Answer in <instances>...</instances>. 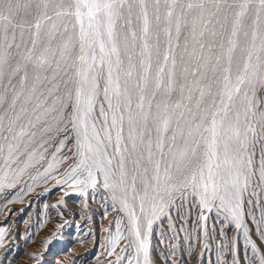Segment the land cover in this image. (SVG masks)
Listing matches in <instances>:
<instances>
[{
    "label": "snow or ice",
    "instance_id": "obj_1",
    "mask_svg": "<svg viewBox=\"0 0 264 264\" xmlns=\"http://www.w3.org/2000/svg\"><path fill=\"white\" fill-rule=\"evenodd\" d=\"M49 182L105 190L109 264L189 197L264 264V0H0V199Z\"/></svg>",
    "mask_w": 264,
    "mask_h": 264
},
{
    "label": "rangeland",
    "instance_id": "obj_2",
    "mask_svg": "<svg viewBox=\"0 0 264 264\" xmlns=\"http://www.w3.org/2000/svg\"><path fill=\"white\" fill-rule=\"evenodd\" d=\"M46 188L51 191L46 192ZM6 191L10 195L16 190ZM65 191L69 195L65 196ZM61 198L63 204L58 203ZM190 201L191 197L178 201L170 220L162 218L154 225L150 239L153 264H221L222 243L233 238L235 257L240 264H251L252 253L250 249L245 251L246 242L234 227H225L223 232L227 240L222 237V221L218 220L215 209L206 213L208 237L203 236L199 205H192ZM111 203L101 187L95 191L88 189V195L84 196L79 191L54 187L53 182L36 186L34 191L23 196V202L5 204L4 199H0V226L6 227V243L0 247V264H73V261L76 264H109L114 257H106L103 246L108 236L104 229L111 227L117 218V213L110 210ZM246 207L250 211L249 226L254 229L256 221H252L251 213L258 221L260 206ZM252 238L258 245L261 243L257 233L253 232ZM233 259L225 249L223 260L226 264H231Z\"/></svg>",
    "mask_w": 264,
    "mask_h": 264
}]
</instances>
